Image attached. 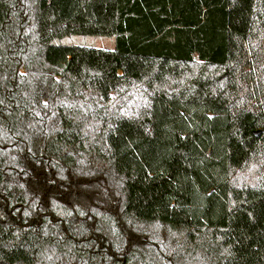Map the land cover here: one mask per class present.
Wrapping results in <instances>:
<instances>
[{"label":"trees","instance_id":"16d2710c","mask_svg":"<svg viewBox=\"0 0 264 264\" xmlns=\"http://www.w3.org/2000/svg\"><path fill=\"white\" fill-rule=\"evenodd\" d=\"M0 264H264V0H0Z\"/></svg>","mask_w":264,"mask_h":264},{"label":"rangeland","instance_id":"374dc122","mask_svg":"<svg viewBox=\"0 0 264 264\" xmlns=\"http://www.w3.org/2000/svg\"><path fill=\"white\" fill-rule=\"evenodd\" d=\"M62 44H73L101 49H112L114 46L113 38L90 37V36H70L59 40Z\"/></svg>","mask_w":264,"mask_h":264},{"label":"water","instance_id":"95a60500","mask_svg":"<svg viewBox=\"0 0 264 264\" xmlns=\"http://www.w3.org/2000/svg\"><path fill=\"white\" fill-rule=\"evenodd\" d=\"M253 134H254V136L257 137L261 134V131L260 130L254 131Z\"/></svg>","mask_w":264,"mask_h":264}]
</instances>
